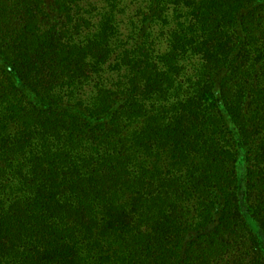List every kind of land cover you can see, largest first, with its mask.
<instances>
[{"label": "trees", "instance_id": "obj_1", "mask_svg": "<svg viewBox=\"0 0 264 264\" xmlns=\"http://www.w3.org/2000/svg\"><path fill=\"white\" fill-rule=\"evenodd\" d=\"M0 264H264V0H0Z\"/></svg>", "mask_w": 264, "mask_h": 264}, {"label": "rangeland", "instance_id": "obj_2", "mask_svg": "<svg viewBox=\"0 0 264 264\" xmlns=\"http://www.w3.org/2000/svg\"><path fill=\"white\" fill-rule=\"evenodd\" d=\"M238 173H239V180H240V190H244V175H245V168L243 163V152L240 151V160L238 163Z\"/></svg>", "mask_w": 264, "mask_h": 264}]
</instances>
